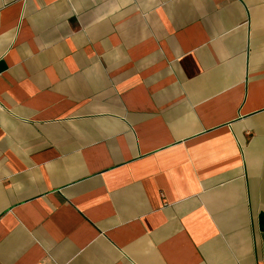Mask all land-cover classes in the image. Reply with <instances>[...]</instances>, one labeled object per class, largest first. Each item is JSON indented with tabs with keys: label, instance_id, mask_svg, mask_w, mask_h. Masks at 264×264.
<instances>
[{
	"label": "crops",
	"instance_id": "0c3cea01",
	"mask_svg": "<svg viewBox=\"0 0 264 264\" xmlns=\"http://www.w3.org/2000/svg\"><path fill=\"white\" fill-rule=\"evenodd\" d=\"M0 264H264V0H0Z\"/></svg>",
	"mask_w": 264,
	"mask_h": 264
}]
</instances>
